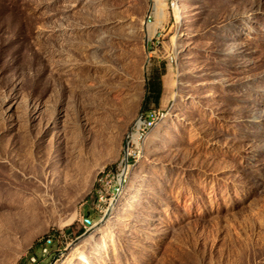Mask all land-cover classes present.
Returning <instances> with one entry per match:
<instances>
[{"label": "rangeland", "instance_id": "rangeland-1", "mask_svg": "<svg viewBox=\"0 0 264 264\" xmlns=\"http://www.w3.org/2000/svg\"><path fill=\"white\" fill-rule=\"evenodd\" d=\"M50 263L264 264V0H0V264Z\"/></svg>", "mask_w": 264, "mask_h": 264}, {"label": "built area", "instance_id": "built-area-1", "mask_svg": "<svg viewBox=\"0 0 264 264\" xmlns=\"http://www.w3.org/2000/svg\"><path fill=\"white\" fill-rule=\"evenodd\" d=\"M150 115H154V114H146V113L142 114V122L139 123L137 128L134 130L132 138L130 139V147L127 149L126 159H125V163L123 164V166L115 167V169L112 171L104 172V176L102 178V188L100 192H97L98 196L100 197L99 202L101 201L104 204V199L110 198V196H107V189H115L119 185V183L123 180V169L128 168V162L131 160V157H138V151L140 148L139 137L142 135V130L146 127L148 117ZM107 180L109 181L106 184H103ZM96 208H97L96 212L100 213L99 215L101 218L108 211V206H104V205L101 206L98 204ZM87 223L98 224L99 222L95 221V217L91 215V212H87L83 214L81 217L82 227ZM53 245H54V242L53 243L44 242L43 244H41L40 256L42 257V259H45L53 254L52 252ZM37 260L38 258L36 256L31 257V262H36Z\"/></svg>", "mask_w": 264, "mask_h": 264}, {"label": "bare ground", "instance_id": "bare-ground-1", "mask_svg": "<svg viewBox=\"0 0 264 264\" xmlns=\"http://www.w3.org/2000/svg\"><path fill=\"white\" fill-rule=\"evenodd\" d=\"M178 2V1H177ZM176 16H177V18H179V12L178 11H176ZM161 15L162 16H164V12L162 11L161 12ZM157 29H158V26H155V28H153V29H151V23L149 22L148 24H147V31H148V36H152L153 34H155L156 32H157ZM142 122V116L141 117H138V119L136 120V122L134 123V125L132 126V130H133V132H134V130L137 128V126L139 125V123H141ZM148 126V124L146 125V127ZM146 127L142 130V132H144V131H146ZM132 135H133V133H130L129 134V136H128V138H129V141H130V139L132 138ZM139 140H140V137H139ZM130 147V144L128 143L127 144V147H126V151H125V154L127 153V149ZM132 158H134V157H132ZM125 163V162H124ZM123 163V164H124ZM123 164L121 163L120 164V166L122 165L123 166ZM129 162H128V168H124L123 169V180L119 183V185L114 189V197L112 196L111 197V199L109 200L108 198H105L104 199V206H108V211L105 213V215L100 219V221H102L105 217H106V215H107V213L110 211V209H111V207H113L114 206V204H115V202L117 201V199H118V197L122 194V192H123V189H124V187H125V180H126V177H127V171H128V169H129ZM104 172H107L106 170H103L102 171V176H101V180H100V182H99V184L101 185V188H102V178H103V175H104ZM101 188L99 189V190H97V192H100V190H101ZM107 194H109V192H108V189H107ZM97 224L96 223H87V224H85L84 225V228L86 227V228H88L89 227V229H91V228H93L94 226H96ZM85 228V229H86ZM53 239H54V237H53V235H48L46 238H44V240L42 241V243L41 244H43L44 242H46V243H53ZM41 246V245H40ZM79 256H80V258H82V259H84V260H86V255L84 254V253H82V252H80L79 253Z\"/></svg>", "mask_w": 264, "mask_h": 264}, {"label": "water", "instance_id": "water-1", "mask_svg": "<svg viewBox=\"0 0 264 264\" xmlns=\"http://www.w3.org/2000/svg\"><path fill=\"white\" fill-rule=\"evenodd\" d=\"M148 44H149V40L147 39V40H146V45L148 46Z\"/></svg>", "mask_w": 264, "mask_h": 264}, {"label": "crops", "instance_id": "crops-1", "mask_svg": "<svg viewBox=\"0 0 264 264\" xmlns=\"http://www.w3.org/2000/svg\"><path fill=\"white\" fill-rule=\"evenodd\" d=\"M160 110V109H159Z\"/></svg>", "mask_w": 264, "mask_h": 264}]
</instances>
